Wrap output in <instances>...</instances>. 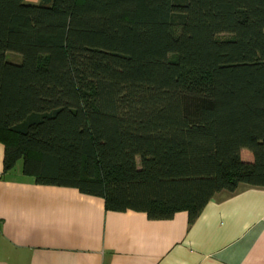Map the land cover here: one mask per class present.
Masks as SVG:
<instances>
[{
	"label": "trees",
	"instance_id": "obj_1",
	"mask_svg": "<svg viewBox=\"0 0 264 264\" xmlns=\"http://www.w3.org/2000/svg\"><path fill=\"white\" fill-rule=\"evenodd\" d=\"M0 139L5 172L153 219L264 187V0H0Z\"/></svg>",
	"mask_w": 264,
	"mask_h": 264
},
{
	"label": "crops",
	"instance_id": "obj_2",
	"mask_svg": "<svg viewBox=\"0 0 264 264\" xmlns=\"http://www.w3.org/2000/svg\"><path fill=\"white\" fill-rule=\"evenodd\" d=\"M5 154L0 139V264H264V187L218 192L192 221L187 211L153 219L39 184L22 160L5 172Z\"/></svg>",
	"mask_w": 264,
	"mask_h": 264
},
{
	"label": "rangeland",
	"instance_id": "obj_3",
	"mask_svg": "<svg viewBox=\"0 0 264 264\" xmlns=\"http://www.w3.org/2000/svg\"><path fill=\"white\" fill-rule=\"evenodd\" d=\"M219 37L224 39V38L231 37V35H229V34H221ZM8 58L10 60H12V61L19 62L20 61V58L22 60V55L19 54V53L11 52V53H8Z\"/></svg>",
	"mask_w": 264,
	"mask_h": 264
}]
</instances>
